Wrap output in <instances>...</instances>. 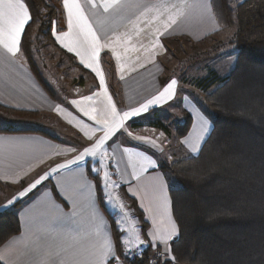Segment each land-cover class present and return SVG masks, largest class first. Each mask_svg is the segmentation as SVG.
Returning <instances> with one entry per match:
<instances>
[{"label":"crops","instance_id":"obj_1","mask_svg":"<svg viewBox=\"0 0 264 264\" xmlns=\"http://www.w3.org/2000/svg\"><path fill=\"white\" fill-rule=\"evenodd\" d=\"M68 2L71 4L73 0ZM75 2L83 8L99 44L93 46L91 36H86L77 26L75 15L69 27V12L64 0H60L61 19L53 36L60 48L93 75L92 83L86 87L88 90L71 97L70 93L53 90L50 83L45 82L49 93L29 69L20 50L13 55L0 45V106L18 112L55 114L62 127L74 132L76 128L79 136L85 138L87 135V140H92V135L95 137L93 145L87 148L94 147L107 129H112L111 134L100 148L107 143H116L117 136L131 122L146 117L153 110L165 111L175 102L178 82L174 78L163 81L167 77H163L162 58L170 39L184 38L200 43L223 32L213 13L211 0H118L108 11L102 6L105 0H93L95 6L87 0ZM173 19L175 23L171 22ZM29 21L20 33L18 49ZM103 54L111 58L113 80L105 74L101 62ZM172 80L176 81L172 95L148 104L160 96ZM119 91L121 105L115 96ZM146 104V110L131 114ZM86 112L90 113V119L85 120ZM126 112L130 115L124 117ZM192 124L193 120L191 127ZM90 125L96 126L98 131L94 133ZM57 134L53 135L57 138L53 141L27 132L0 133V182L15 184L43 177L40 181L50 182L61 199L55 198L50 185L36 189L37 185L30 188L28 183V192L19 198L24 200L17 210L20 232L0 247L1 264H42L50 252L60 253L56 264H91L97 230L101 237L110 238L115 248L110 219L101 209L95 184L87 174L89 155L77 159L83 153L63 143ZM130 137L133 141L137 139L134 135ZM201 146L189 142L185 150L197 155ZM122 154L119 145L112 146L111 156L119 168L125 164ZM139 157L137 153L134 167L140 165L141 168ZM143 158L154 160L150 165L157 166L152 156L144 154ZM119 177L124 178L122 186L136 200L148 224L144 247H150V253L160 250L169 255L170 244L178 237V228L167 245L150 235L156 229H160L158 235L162 234L170 228L169 221H174L169 187L163 173L149 167L126 178L124 171L119 169ZM108 264L124 263L110 259Z\"/></svg>","mask_w":264,"mask_h":264},{"label":"trees","instance_id":"obj_2","mask_svg":"<svg viewBox=\"0 0 264 264\" xmlns=\"http://www.w3.org/2000/svg\"><path fill=\"white\" fill-rule=\"evenodd\" d=\"M24 1L31 18L23 31L19 50L39 82L50 93L32 64V56L39 55L37 46L42 45L54 51L49 58L72 87L92 83L93 75L54 40L53 31L61 19L60 0ZM211 4L220 30H233L226 46L231 49L234 65L222 78L211 71V77L190 81L202 92L200 104L212 127L197 155L158 168L161 173L171 174L177 184L169 188V194L178 237L171 242L167 259L157 264H264V0H241L234 7L228 0H211ZM101 62L106 76L113 80L110 56L103 54ZM115 96L121 105L120 91ZM0 110L39 115L2 106ZM191 123V117L185 114L183 123L175 129L178 138L187 135ZM148 125L169 134L161 120L149 121ZM141 126L139 122L129 124L132 130ZM23 132L57 140L39 129H0V133ZM88 162L87 174L95 184L99 205L111 222L116 257L124 264H147L150 247L141 253H126L121 233L104 204L99 177L91 172ZM50 186L55 198L61 201ZM121 187L123 199L134 211L146 240L148 224L143 212L125 187ZM19 207L16 203L11 210L0 213V247L20 232Z\"/></svg>","mask_w":264,"mask_h":264},{"label":"rangeland","instance_id":"obj_3","mask_svg":"<svg viewBox=\"0 0 264 264\" xmlns=\"http://www.w3.org/2000/svg\"><path fill=\"white\" fill-rule=\"evenodd\" d=\"M237 1L241 0H228V3L231 7H234ZM232 33L233 30L231 29L224 30L220 35L215 37L212 36L200 43H193L184 38L170 39L168 45L165 47V54L162 58L165 65L163 77H167L165 78L167 80L174 78L178 82L175 102L165 111L161 109L153 110L146 117L137 119L136 121H140L142 124L138 131L132 132L128 125L127 128H124L123 133L119 132L120 134L116 138V143L112 144L111 142L109 144H104L102 148L99 150L97 149L95 155L89 154L88 156L89 159L86 163L89 161L91 172L99 177L104 204L107 211L112 216L117 230L121 233L122 245L126 249L127 254L141 253L145 247L144 243L132 247H127L125 244V241L132 238L134 233H138L143 241L144 238L134 211L123 199L121 183H123L124 178L119 177V169L124 171L127 178L130 174L135 175L149 169V167L159 168L163 164L168 165L173 161L182 160L186 157L195 155V153L193 154L186 151L185 146L190 142L200 147L211 130L212 122L201 107V90L192 86L190 81L211 77V71L221 78L230 72L234 65V57L231 56V49L226 46V43L230 40ZM37 48L39 55L32 56V64L35 66L37 72L44 78L47 84L50 83L49 86L53 90L59 89L65 91L67 95L70 93L71 97L74 96L72 89L75 85L72 87L67 78L61 77L62 74L55 67L54 60L49 58V56L51 57V55H53L54 51L50 48L42 47V45L37 46ZM72 76H76L75 72L72 73ZM51 85L54 86L52 87ZM86 89L88 90V88ZM81 92L84 91L81 90L80 93ZM80 93L78 94L79 96L82 94ZM86 113L85 120L90 119V113ZM185 114H189L194 125L192 124L193 127H191L187 136L178 138L175 129L178 125L183 123ZM158 120H161L166 126L169 134H166L163 130H156L149 127V121ZM76 121L84 123L81 120ZM204 121H207V131L203 133L202 138L198 139L201 125ZM90 127L91 125L89 128ZM2 128H13L24 131L39 129L51 135L58 133L57 136H59V139H61L63 143L68 144V146L74 149L76 148L78 152L80 151L82 153L85 152V149H89L87 147L93 145L95 139L93 135V141L87 140V135L85 138L81 135L79 136L76 128L74 132L66 127H62L56 120L55 114H39L33 117L0 110V129ZM128 128L131 131H127L126 129ZM91 130L94 133L98 131L96 126H92ZM129 135L137 136V139L133 141ZM157 135H160V138H156ZM185 141H187V143H185ZM164 142H166V144ZM115 145H119V149L124 154H122L123 157L125 156L123 169L116 166L117 161L114 162L111 156L112 146ZM137 153L140 155L138 163L142 165L141 168L139 167L140 165L134 167L137 162V158H135ZM144 154L152 156L157 166H151L150 164L152 162L154 163V160L146 161V159L143 158ZM162 173L169 188L177 187L171 174L168 172ZM114 175L117 176V179L113 178ZM40 180L41 179H39V181ZM30 181L35 184V186L37 185L36 189H41L46 186V182L42 183L40 181L37 184L35 183L37 180L32 179L22 180L15 184L0 182V213L11 210L16 203L20 204L23 202L24 199L19 198L28 192V187L33 185H30ZM28 183L29 186L27 187ZM32 192H29V195H31ZM20 193L24 194L20 195ZM9 201H12V203L9 204ZM119 204H123V210H121Z\"/></svg>","mask_w":264,"mask_h":264},{"label":"snow or ice","instance_id":"obj_4","mask_svg":"<svg viewBox=\"0 0 264 264\" xmlns=\"http://www.w3.org/2000/svg\"><path fill=\"white\" fill-rule=\"evenodd\" d=\"M88 3H93V0H87ZM118 3V0H111V2H108V0H105L103 3V8L105 11H108L109 8L113 7ZM64 5L68 9L69 12V27L72 26V17L75 15L76 18V24L81 29L82 32L85 33L86 36H91V42L93 46L99 44V40L93 31L91 25L88 23L87 17L84 15L83 8L81 5L75 0H73V3L69 4L68 0H64ZM93 6L95 4L93 3ZM30 15L28 13V9L26 5L24 4L23 0H0V45L3 46L4 49L7 50L8 53L15 54L18 49L19 44V36L22 32L24 25L30 20ZM213 21L215 22V17L213 16ZM172 23H175V20L173 19L171 21ZM219 26L217 25V28ZM68 35L67 33L65 34ZM176 85V81L172 80L167 87L164 89V92L160 94V96L156 97L154 100L148 101V104L155 103L160 100L161 97L168 96L170 97L172 95L173 89ZM90 99V98H88ZM147 104L143 105L141 109L133 110L131 114H136L137 112L141 110H146ZM113 111H115L113 107ZM130 113H124V117L129 116ZM94 118V117H93ZM120 125H117L119 127ZM112 129H107L105 131V136L101 138L97 144L89 149H85V152L77 157V159H83L84 155H95L97 149L101 147L104 140L108 138V136L111 134ZM207 131V121H204L201 125L200 129V136H198V139L202 138V135L204 132ZM187 143V141H185ZM195 150V148H193ZM43 179V177L41 178ZM40 181L37 180L35 183H39ZM31 187H35V184L31 185ZM27 191V190H26ZM24 193H20V195H23ZM15 199V198H14ZM9 204L12 203V201L8 202ZM119 207L121 210H123V204H119ZM170 228L165 230L162 234L158 235L160 233V229H156V231L150 233V235L153 236L154 239H160L167 245V241L171 239L175 234H177V227L175 225L174 221H169ZM95 236L97 237V243L94 245V250L92 252V262L91 264H108V261L111 260H117L118 257L115 255V248L112 244L110 238L108 237H101L99 230L96 231ZM144 243L143 240H141L140 235L138 233H134L133 237L126 240L125 244L127 247H132L137 244ZM60 255L59 252H50L47 254L44 261H42V264H56V258ZM2 258V257H0Z\"/></svg>","mask_w":264,"mask_h":264},{"label":"built area","instance_id":"obj_5","mask_svg":"<svg viewBox=\"0 0 264 264\" xmlns=\"http://www.w3.org/2000/svg\"><path fill=\"white\" fill-rule=\"evenodd\" d=\"M86 87L83 85H75L72 89L74 95H78L81 90H85ZM156 138H160V135H157ZM166 144V142H164ZM163 143V144H164ZM167 259V256L160 250H155L151 253L150 258L147 264H157L159 261H164ZM170 264H175L174 262Z\"/></svg>","mask_w":264,"mask_h":264}]
</instances>
